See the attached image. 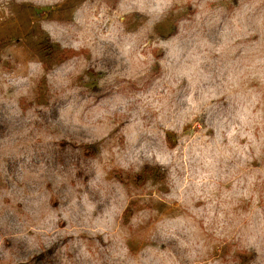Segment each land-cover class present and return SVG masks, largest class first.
I'll list each match as a JSON object with an SVG mask.
<instances>
[{
	"label": "rangeland",
	"instance_id": "obj_1",
	"mask_svg": "<svg viewBox=\"0 0 264 264\" xmlns=\"http://www.w3.org/2000/svg\"><path fill=\"white\" fill-rule=\"evenodd\" d=\"M0 264H264V0H0Z\"/></svg>",
	"mask_w": 264,
	"mask_h": 264
}]
</instances>
